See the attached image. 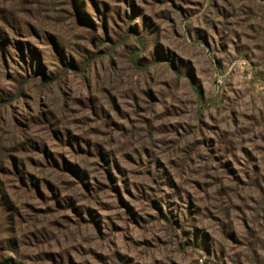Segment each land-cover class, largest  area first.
<instances>
[{"label":"rangeland","instance_id":"374dc122","mask_svg":"<svg viewBox=\"0 0 264 264\" xmlns=\"http://www.w3.org/2000/svg\"><path fill=\"white\" fill-rule=\"evenodd\" d=\"M79 5L0 0V264H264V0Z\"/></svg>","mask_w":264,"mask_h":264},{"label":"trees","instance_id":"16d2710c","mask_svg":"<svg viewBox=\"0 0 264 264\" xmlns=\"http://www.w3.org/2000/svg\"><path fill=\"white\" fill-rule=\"evenodd\" d=\"M71 4L72 6L78 10V17H84L85 18V12L80 10V5H79V0H71ZM21 35V34H19ZM72 65H74V63H72ZM1 102H5V99L3 98H0V103ZM11 165L14 166V168L16 169V174H18V170H19V163L17 161H14L11 163ZM9 170V166H8V162L6 160V157L2 158V156L0 155V171H3V170ZM4 200V201H3ZM2 206L4 207V209L6 210V216H5V219H3L8 225L10 224L11 222V219H12V215L9 212V209H10V205L8 204V202L6 201L5 197H2ZM7 242V245L8 246H11V243L9 240L6 241ZM5 242V243H6Z\"/></svg>","mask_w":264,"mask_h":264}]
</instances>
